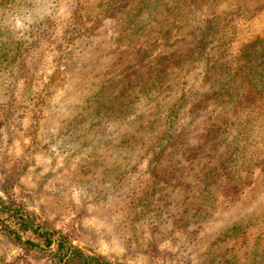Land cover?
<instances>
[{"label": "rangeland", "instance_id": "obj_1", "mask_svg": "<svg viewBox=\"0 0 264 264\" xmlns=\"http://www.w3.org/2000/svg\"><path fill=\"white\" fill-rule=\"evenodd\" d=\"M0 196L114 264H264V0H0ZM0 264L59 263L0 226Z\"/></svg>", "mask_w": 264, "mask_h": 264}, {"label": "trees", "instance_id": "obj_2", "mask_svg": "<svg viewBox=\"0 0 264 264\" xmlns=\"http://www.w3.org/2000/svg\"><path fill=\"white\" fill-rule=\"evenodd\" d=\"M160 72L164 70L156 73L158 78L161 76ZM145 200L148 202V199ZM33 221L28 213H23L21 205H15L12 200H6L0 196L1 230L18 243L50 253L52 259L59 264H114L100 255L85 252L74 245L67 235L45 227L34 228ZM23 236L26 237L25 240Z\"/></svg>", "mask_w": 264, "mask_h": 264}]
</instances>
